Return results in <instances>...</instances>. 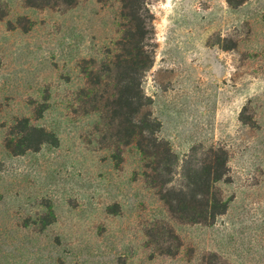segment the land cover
Instances as JSON below:
<instances>
[{
	"label": "rangeland",
	"instance_id": "1",
	"mask_svg": "<svg viewBox=\"0 0 264 264\" xmlns=\"http://www.w3.org/2000/svg\"><path fill=\"white\" fill-rule=\"evenodd\" d=\"M56 1L0 0V264H264V0L149 1L143 88L178 158L170 174L134 144L101 143L99 115L84 114L87 74L122 53V3ZM24 119L52 144L13 154ZM218 158L228 210L180 222L158 176L187 191Z\"/></svg>",
	"mask_w": 264,
	"mask_h": 264
},
{
	"label": "trees",
	"instance_id": "2",
	"mask_svg": "<svg viewBox=\"0 0 264 264\" xmlns=\"http://www.w3.org/2000/svg\"><path fill=\"white\" fill-rule=\"evenodd\" d=\"M119 1L126 21V33L118 44L122 53L110 55L100 68L87 74L89 83L79 95L85 106L84 114L99 115L105 127L101 143L111 142L117 149L134 144L146 159L156 163V171L170 174L172 162L178 158L170 144L159 137L161 123L154 118L150 110L153 100L143 88L144 76L155 62V16L149 8L150 0ZM56 2L66 6L76 4V0ZM228 3L232 5L233 0ZM12 130L8 148L16 155L37 151L44 144H52L51 138H54L44 129L30 125L27 119L17 122ZM227 174L226 158H218L195 172L186 185L187 191L167 188L171 179L163 174L158 178L162 179L163 200L174 218L184 223L209 225L229 208V202L216 189V183Z\"/></svg>",
	"mask_w": 264,
	"mask_h": 264
}]
</instances>
